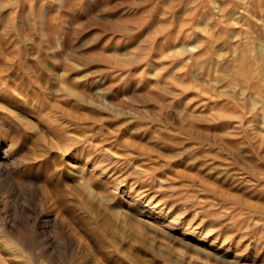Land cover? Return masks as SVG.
I'll list each match as a JSON object with an SVG mask.
<instances>
[{"label": "rangeland", "instance_id": "obj_1", "mask_svg": "<svg viewBox=\"0 0 264 264\" xmlns=\"http://www.w3.org/2000/svg\"><path fill=\"white\" fill-rule=\"evenodd\" d=\"M0 264H264V0H0Z\"/></svg>", "mask_w": 264, "mask_h": 264}]
</instances>
